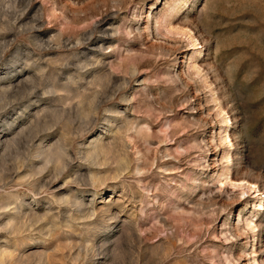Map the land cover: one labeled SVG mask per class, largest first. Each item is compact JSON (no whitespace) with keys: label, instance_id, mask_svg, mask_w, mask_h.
I'll use <instances>...</instances> for the list:
<instances>
[{"label":"rangeland","instance_id":"obj_1","mask_svg":"<svg viewBox=\"0 0 264 264\" xmlns=\"http://www.w3.org/2000/svg\"><path fill=\"white\" fill-rule=\"evenodd\" d=\"M232 176L264 190V0H0V264H264Z\"/></svg>","mask_w":264,"mask_h":264},{"label":"bare ground","instance_id":"obj_2","mask_svg":"<svg viewBox=\"0 0 264 264\" xmlns=\"http://www.w3.org/2000/svg\"><path fill=\"white\" fill-rule=\"evenodd\" d=\"M192 38V37H191ZM194 45V44H193ZM230 135L231 134H229L227 137H226V139L228 138V137H230ZM225 139V140H226ZM235 175V174H234ZM229 180V179H228ZM231 182H233V181H235V185L237 186V187H239L240 189H241V194H244L245 192H247V188H249L250 189V186L253 188V191H254V193L256 192V194L257 195H262V193L264 192V190H262L261 188H260V186L256 183L257 181H252L250 178H248V177H243V178H241V179H237L235 176H232V178H231V180H230ZM237 181V182H236ZM258 183H259V181H258ZM234 185V186H235ZM235 186V187H236ZM238 188V189H239ZM251 188V189H252ZM261 201H260V205H262V207H264L263 206V203H262V201H263V197H261L260 196V198H259ZM245 201V200H244ZM257 226V224L256 223H252V227H256Z\"/></svg>","mask_w":264,"mask_h":264}]
</instances>
